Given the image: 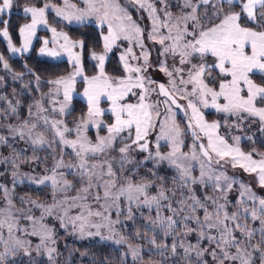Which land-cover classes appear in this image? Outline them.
Segmentation results:
<instances>
[{"label": "snow or ice", "instance_id": "6c2138e0", "mask_svg": "<svg viewBox=\"0 0 264 264\" xmlns=\"http://www.w3.org/2000/svg\"><path fill=\"white\" fill-rule=\"evenodd\" d=\"M131 2L137 5L139 9L148 13V18L152 25L151 31L148 32V39L162 46L160 55L165 57L171 55L174 60L176 58L179 60L180 66H174L172 70H169L164 62L161 63L160 67V71L169 77V84L172 90H169L164 84L158 85V94L165 97L164 103L166 104L167 117L159 123L160 135L157 139L167 140L171 151L167 154H161L157 151L155 158L157 161H168L170 165L178 170L179 178L182 182L181 186L189 189V196L177 202L179 207H173L169 203L167 207L172 215L162 217L160 214L161 201L169 199L163 190L159 191L157 195L149 196L147 193L149 185L127 183L126 187L122 186L114 193L113 189L116 188L117 174L113 170L112 163L109 161H97L90 167L88 166L89 153L95 156L106 152L113 146L117 137L126 130L130 133L134 129L135 138L131 140V144L125 143L119 149L122 156L121 168H123V161L127 160L126 154L130 151L133 144L137 145L140 150L147 151L148 142L146 138L150 130L157 126L154 117H159L161 113L158 103L154 104L148 101L149 93L155 90L147 88L145 85L146 83H155V81H151L143 75V72L151 66L148 63L149 53L145 49L142 39L143 30L132 19L129 12L121 7L117 3V0H86L87 8L83 11L74 10L75 5H71L68 3V0H64L65 7L52 6L56 15L64 20L83 22L87 17L95 15L98 26L108 25L107 35L102 36L104 42L103 54H97L95 51L91 53V58L98 62L99 73L91 78L84 76V83L86 85L84 96L87 98L88 111L87 117L76 126L77 139H65V132L70 130L67 127L63 128V130L58 127L62 121L53 120L51 122V126L56 130V135L60 137L61 142L70 145L76 152L77 157L80 158V167L84 170L82 174L88 177L87 186L80 189L78 195L72 199L86 200L87 195L81 196L79 192L90 194V189L93 186L97 189L103 187L105 201L111 200L112 204L116 205L119 215L120 205L118 202L122 196H126L129 204L136 203L137 205L141 203L140 197H144L142 201L143 205L150 209L155 205L157 208V216L152 220V224L160 227L165 237L173 235V243L171 245L172 255L177 254L175 235L181 234L177 231L179 227L183 230L182 234L185 237L195 231L198 234L199 240L207 239L210 244L215 243L216 248L219 249V253L211 250L210 254L214 260L218 261V264H225V261H229L231 264H253V251L260 252L261 264H264V199H259V207L257 208L254 205L251 210L244 206L243 200H240L237 203V211L229 213L226 208V198L225 203H219L208 196L200 199L195 195L191 187V185L195 184L207 186V182L215 180L214 188L216 190L221 192L230 190L231 183H228L227 189L221 184L222 180L228 181L229 178L227 176L223 173L219 175L213 174L211 167L213 155L220 160L225 159V157H231L233 167L239 164L246 171L255 172L259 169L260 184L264 186V160H253L250 154L241 152L238 147H230L221 137L215 135L218 124L207 123L198 107V105H202L205 108L211 107L217 112L235 116L248 113L251 116L259 117L262 124L261 130L264 131V107L257 106L258 100L264 101V80L258 84L253 79L258 73L264 75V0H183L180 12L175 15L169 10L168 0H159L160 4L163 5L162 8H158L152 0H131ZM13 4L14 0H0V14L9 11L13 7ZM47 8H49L47 3L44 7H24V13L31 16V23L23 25L19 30L23 38L21 48L13 46L7 28L8 22L0 21L5 25L4 29L0 31V36L8 41V47L12 52H26L28 50L31 40L36 34L37 26L39 24L47 26L45 18ZM160 12H163V17L159 15ZM243 17H246L254 27L242 24L241 20ZM161 29H166L167 35L161 34ZM49 30L54 36L53 43H55L56 37H61L64 40V44L61 47L68 53L70 61H74L75 71L72 75L50 81V84L55 86L56 95H59L61 89H63L64 102L61 103L59 109L63 114L72 98L71 93L75 84V78L83 76L80 54L73 52L72 49L78 46L84 47V45L83 41H71L63 32L57 33L55 28H50ZM121 38L129 41L130 44L134 40L135 45L141 49V55L136 56L133 53L132 47H128L126 52L120 56V60L125 72L129 73V75L127 78L113 80L105 73V59L107 53L116 44V41ZM44 45L45 47L40 49L41 54L50 56L59 54L55 49L49 51L47 40L44 41ZM129 57L132 60H140L142 58L144 63L142 66H133L129 62ZM209 57L213 58L211 62L208 60ZM0 60H3L2 56H0ZM185 65L189 67L185 68ZM4 66L5 68L8 67L6 63ZM217 70L218 74H216ZM131 73H135L136 75L133 77ZM185 73L187 74L186 79ZM177 77H179V83H177ZM37 81H39V77H37ZM210 81H218V88L210 86ZM189 85H191L190 91L187 90ZM137 88L140 89L139 93L133 91V89ZM245 91L246 95L244 94ZM130 93L138 96L137 103H121ZM101 97H106L111 102L110 111L115 121L107 126L108 135L98 137L97 143L92 144L82 134V131L86 130L89 124L100 127L101 121L98 118L104 114L103 109L99 107ZM177 97L187 100V108L184 109L186 114L188 109L191 110L192 115L189 118L188 127L192 130L194 140L200 138L195 131L196 128H199L200 132L204 133L207 137V145L205 146L203 143L199 145V155L197 154L195 143L193 144L190 156L188 153L181 151L183 144L181 139L182 132L179 125L175 122L172 110L173 105L177 109L182 107L177 102ZM221 99L223 103L219 102ZM37 107H40L39 104ZM11 110L12 112L16 111L14 107ZM41 111H43L42 108ZM45 123H48L46 118ZM23 128H28L29 139L33 145H43L46 143L43 134H38L35 138L32 137V129L36 128L35 123L29 127L28 122L25 121L19 132L21 138L25 134ZM9 131H14V129L9 126ZM3 139V137H0V141ZM236 139L238 140L239 138L237 137ZM141 141L144 142L141 143ZM201 157L204 159H201ZM205 160L207 164H205ZM190 161L200 162L201 170L199 178L192 175ZM12 166L13 168L17 167L15 162H13ZM60 166L58 162L56 167ZM205 168L208 169L207 172ZM96 169H99V171H96ZM16 175L17 173L13 172L14 182ZM47 179H52L54 187L58 184L55 177H45L38 182L44 183ZM94 180H102L103 184L96 183L94 185ZM64 185V191H67L71 187L68 181H64ZM246 192L250 194V190L245 188L241 192V197ZM95 199L99 201V195ZM210 199L212 200L214 211L209 210L207 201ZM251 199L255 201L257 198L253 195ZM5 200L7 201V206L5 209H0V213L14 207L11 199H9L7 189H5ZM37 206L42 207L40 205ZM240 209L244 213L250 214L253 221H260L261 244L245 245L242 240L234 235L236 231H239L242 236H247L251 240L255 231L249 228L247 224L241 225L239 223L241 218ZM107 210L105 209V211ZM198 210L203 211L202 220L198 215ZM45 211L51 215L52 207L46 208ZM131 211V207H129V218H131ZM88 215L101 216V213L89 211ZM177 216L180 217L179 220L175 219ZM25 218L30 221L34 220V217L31 215ZM17 219L11 212H8V215L4 219H0V230L6 228L11 240V243H9V241H3V238L0 237V241L5 245L4 252L0 253V264H6V258L9 255L14 256L16 250L19 248L24 249L25 255L30 254L28 248L25 247V242L13 236L14 231L22 230L19 224L14 222ZM41 219H43V216H41ZM245 219H247V216H245ZM77 220L84 221L85 217L80 215L73 218L74 227ZM189 221L195 223L198 227L192 228L188 223ZM233 225L235 226L233 227ZM61 226H64L62 218ZM41 228L43 229L42 232L34 230L29 234L40 235L42 245L45 240H51V230L47 229L43 224ZM83 228L84 224L81 223L80 230L82 233ZM205 229L208 231L206 232ZM213 230L219 234V240H217L215 235L210 234ZM23 231H26V229H23ZM95 234L100 235L99 232ZM123 239L121 237L116 243L120 244ZM151 244L161 249L168 247L164 243L158 244L155 238L151 240ZM41 245L36 246L37 251H39ZM179 247L183 248L186 255L195 251L197 258L202 257L204 252L207 251L200 248L199 244L185 247L181 242ZM249 247L253 251H249ZM231 248H235V253L229 251ZM47 251L49 259H52L51 254L56 250L49 248ZM131 254L133 259H136L140 255L138 249L131 250ZM161 255H163V252Z\"/></svg>", "mask_w": 264, "mask_h": 264}, {"label": "rangeland", "instance_id": "374dc122", "mask_svg": "<svg viewBox=\"0 0 264 264\" xmlns=\"http://www.w3.org/2000/svg\"><path fill=\"white\" fill-rule=\"evenodd\" d=\"M152 2L158 7L162 8L163 5L160 4L159 0H152ZM183 0H168L169 10L173 12V14H178L181 10ZM49 5V8L46 9L45 18L47 20V26L44 24H39L36 29V34L31 40V44L26 52H12L8 47V41L5 40L2 36L0 39L2 40L4 47L6 49V56L17 58L20 63L22 62V57L27 56L33 46L36 48V55L43 60L48 61H60L64 60L69 65V70L67 74L61 77H57L56 79L66 78L72 75L75 71L74 69V61H70L69 55L67 52L63 50L61 45L64 44V40L61 37L55 38L53 33L49 30L50 28H55L57 33L63 32L66 34L69 39L73 42L82 41V39H72L68 34V27H80L83 25H93L96 29L99 37L101 39V47L100 51H95L97 54H103V35H107L108 25L104 24L103 26H98L97 19L95 15H91L87 17L83 22H77L73 20L69 22L64 20L63 18L56 15L52 6L56 7H65L64 0H14L13 7L3 13L0 14V21H7V28L9 31V37L12 41V44L16 48H21L22 46V37L20 35V28L27 24L31 23V16L26 15L23 11L26 6H36V7H44L45 4ZM68 3L71 5H75L74 10H86L87 3L86 0H68ZM117 3L120 4L121 7L125 8L129 14L132 16V19L141 27L143 30V42L145 45V49L149 53V61L148 63L151 65L147 68L143 75L146 76L149 80L155 81V83L148 84L146 83V87L150 89H154L148 95V101L151 103H158L159 111L161 115L159 117H154V120L157 123V126L150 130V133L146 139L148 142V148H150V152L143 153L137 149V145H132L130 151L126 154L127 160L123 161V168H121L122 156L119 152L120 147H123L124 144H131V140L135 138L134 129L129 133L128 130L121 133L119 137H117L113 146L109 148L106 152L97 154L93 156L92 154H88V166L90 167L93 163L97 161H109L113 165V170L117 174V184L116 188L113 189L115 193L122 186L127 185V183H132L133 185L145 184L149 185L147 188V193L149 196L157 195L159 191L163 190L166 195L169 197L168 200L161 201L160 214L162 217L171 216L172 213L168 210L167 205L171 203L173 207H179L178 201L182 198H186L189 196V189L181 186V181L179 178L178 170L169 164L168 161H157L156 160V152L159 151L161 154H167L171 151L169 143L165 139H157L160 135L159 123L166 119V105L164 101H159L158 95L156 94V88L158 84H164L169 90H172L171 85L169 84V77L162 71H160L161 63L164 62L165 66L172 70L174 66L179 67V60L176 58L175 60L171 55L167 57L160 55L162 51V46L159 43H154L153 41L148 39V32L151 31L152 25L151 21L148 18V13L142 9H139L137 5L133 4L131 0H117ZM174 7V9H172ZM19 15V16H17ZM159 15L163 17V12H160ZM23 18V22L19 25L17 30V42L14 40L13 35L11 33L9 27L10 18ZM241 23L246 26H253L250 21L247 20L246 17H243ZM4 23L0 22V31L4 29ZM161 34L167 35L166 29H161ZM48 41L47 48L49 51L55 49L59 54L56 56H50L47 54H41L40 49L45 47L44 41ZM170 43V42H166ZM128 47H132L133 53L136 56L141 55V49L135 45V41L133 40L130 44L129 41L124 40L123 38L116 41V44L113 46L112 50L107 53L105 59V65L109 61L111 55H115L118 61V66L121 68V71L118 72L117 75L114 70L106 71V75H108L113 80L120 78H127L129 73L125 72L124 66L120 60V56L124 54ZM73 52L79 53L81 57V68L83 70V76H77L75 78V84L73 85V91L71 93V100L68 103V106L65 108L64 113L62 114L59 109L61 103L64 102L63 97V89H61L59 95L55 93V86L50 84V81L56 80H39L37 78L34 79H26L24 78L27 72H17L14 71L13 68L7 63V59L0 60V137L4 139L0 141V148H6L7 146L10 149V144L14 145L16 150H21V152L27 155V163H32L33 161H41L44 169L46 166L48 170H43L41 173L43 175L39 176L40 180L45 177H55L58 181V184L54 187L52 179H47L44 183H40L41 185H48L49 190H44V194L47 198L46 201H36L34 199H26L24 197L19 196L21 203L23 204V209H14L10 208L8 211L0 213V219H4L8 212H11L12 215L16 218L14 222L19 224L21 231H14L13 236L25 242V247L29 250V255L24 254V249L19 248L16 260H26L28 258L34 260H40L47 264H55L56 260L59 259V256L63 254L65 248H67V244L69 243H84L90 241H101L104 243H108L117 248L123 249V254L130 258L132 261L141 260V253L144 251H149V249L142 248L140 239L147 238L148 233L157 235L159 231V227L152 224V220H154L157 216V208L155 205L151 207V209L145 205H143L142 201L144 197H140L141 203L137 205L136 203L129 204L126 196H122L120 201L118 202L120 205L119 215L118 209L115 204H112L111 200L105 201L104 199V188L100 187L97 189L93 186L90 189V194H85L83 192H79V195L85 196L87 195L86 200H73V197L78 195V191L83 187L87 186L88 177L84 173V170L80 167V158L77 157L76 152L70 145L63 144L60 140V137L56 135V130L52 128L51 122L53 120L62 121V123L58 126L61 130L67 127L70 131L65 132V139L68 140H76L77 139V131L76 126L78 123H81L84 118L87 117L88 111V103L87 98L84 96V89L86 87L84 83V76L89 78L98 75L99 70L97 67L98 62L91 58V53L93 50H88L84 53L83 47H76L72 49ZM1 56V55H0ZM213 58L209 57L208 60L211 62ZM87 62V63H85ZM129 62L133 66H142L144 61L141 58L140 60H132L129 57ZM196 62V61H194ZM5 63L8 65L5 68ZM111 68H114L115 65L112 62ZM185 68L189 67L188 65L184 66ZM87 69V70H86ZM218 74V70L217 73ZM134 77L136 74L131 73ZM187 78V74L185 73V79ZM256 83H261L264 80V75L257 74L253 77ZM177 83H179V77L176 78ZM218 81H210V86H214L218 88ZM188 91L191 90V85L188 86ZM135 93H139L140 89H133ZM246 95V91L244 93ZM77 98L81 100L85 106L84 108V116L82 118H77L71 123H67L66 115L70 111V107L72 106V99ZM179 99V97H177ZM184 109L187 108V100L179 99ZM138 96L132 95L131 93L125 98V100L121 101V103H137ZM223 103L221 99L219 101ZM39 104L40 107H37ZM11 106V107H10ZM258 107H264V102L260 100L257 101ZM14 107L16 109L15 112H12L11 108ZM99 107L103 109L104 114L100 116L98 119L101 121L100 127L93 126L89 124L86 130L82 131V134L87 137V139L92 143H97L98 137H105L108 135L107 126L110 123H114L115 118L112 115L110 108L111 102L106 97H101ZM200 111L204 116V120L211 124L217 123L218 127L215 130V135L221 137L230 147H238L241 152L245 154H250L253 160L260 161L264 160V154L262 151L258 150L257 146L260 143L264 145V131L261 130L262 124L259 120V117H254L249 115L248 113H243L241 116L235 115H227L223 112H217L214 108L208 107L205 108L202 105H198ZM41 108L43 111H41ZM55 109V110H54ZM22 110V111H21ZM31 111V114H30ZM175 114V111H173ZM191 110L188 109L187 114L184 111V119L189 123V118L191 117ZM107 117V118H106ZM45 118L48 123H45ZM175 122L180 126L181 132L182 124H180L176 116H174ZM25 121L28 122L29 127L31 124L35 123L36 128L32 129V137L35 138L38 134H43L46 140V143L43 145H33L28 135V128H23V132L25 133L23 138H21L19 132L24 125ZM9 126L14 129V131H9ZM186 126V125H185ZM195 131L199 135V143H203L205 146L207 145V137L204 133L200 132L199 128H196ZM220 132H223L224 135H221ZM183 134V133H182ZM192 138L193 135L190 134ZM131 137V138H129ZM239 138L238 140L236 138ZM183 141L181 151L184 153H188L191 155L193 149V142L187 136H181ZM143 141H141L142 143ZM150 144V146H149ZM196 144V143H195ZM199 144V145H200ZM199 147V146H198ZM14 149V150H15ZM7 154L12 157L15 153H11L10 150H6ZM149 151V149H148ZM197 154L199 155V150L196 146ZM14 152V151H13ZM18 154V153H17ZM45 154H49L50 162L47 163L45 161ZM41 158V159H39ZM201 159H204L201 157ZM239 159V157H237ZM1 161V157H0ZM217 161H219L217 163ZM15 164L19 165L18 161H14ZM60 163V167H56L57 163ZM207 164V161H204ZM45 163V165H44ZM192 165V175L199 178L200 175V162L199 161H190ZM22 165L24 162L21 163ZM150 166L151 168H149ZM165 166L169 169H172L174 175L169 176L163 175L161 172H158L157 167ZM213 169L214 175H219L223 173L229 179L228 181H221V184L227 189L228 183H231L230 190L226 192H221L214 188L215 180L211 182H207V186L201 184L191 185L193 192L195 195L203 199L205 196L211 197L212 199L217 200L219 203H225V198L227 200V211L229 213L237 211V203L240 200H243L244 206L248 207L249 210L255 205L257 208L259 207V199H264V186L260 184L259 177V169L255 172L246 171L244 167H241L237 164L233 167V161L231 157H225V159L220 160L218 157L213 155V161L211 165ZM151 170V174H149V170ZM99 171V169H96ZM207 172L208 169L205 168ZM23 176H16L15 182L16 184L20 183H33L38 184L36 180V176L33 174L28 175L24 174L22 171L18 172ZM28 176L31 178H28ZM27 177V178H26ZM107 179V177H105ZM169 179V180H168ZM207 179V178H205ZM64 181H68L71 185L67 191H64ZM14 182V178L12 180ZM96 183L103 184L102 180H94L93 184ZM243 186V187H242ZM249 189L250 194L248 192L245 193L243 197H241V192ZM5 189L8 190L9 199L13 197V192L11 191V187L3 186L2 191V200L0 201V209L4 208L5 200ZM99 195L100 200L97 201L95 197ZM255 196L257 199L253 201L251 196ZM23 201V202H22ZM34 202V203H33ZM207 204L209 205V210L214 211V207L212 205V200H208ZM40 205L42 207H38ZM54 206V207H53ZM52 207V214L49 215L45 209ZM131 207V218H129L128 209ZM105 209H108L105 211ZM91 212H100L101 216H89L88 213ZM31 215L34 217L33 221L26 219L25 217ZM83 215L85 217L84 221H75V227L73 226V218ZM198 215L201 220L203 219V211L198 210ZM43 216V219H41ZM247 216V219H245ZM107 217V219H105ZM132 217L140 219L142 217L144 219L143 227L148 228L150 232L142 234L140 229L134 230L132 232V236L134 237V242L130 241V230L132 228ZM240 220L239 223L241 225L247 224L249 228L254 229V234L249 240L247 236H242L239 231H236L234 235L238 237L240 240L244 242L245 245H259L261 244V233L259 229L261 228V224L259 220L253 221L250 217V214H246L240 209ZM61 218L63 219L64 226H61ZM22 219V222L19 223V220ZM175 219L179 220L180 217H175ZM81 223L84 224L83 233L80 230ZM192 228H197L198 226L191 221L188 222ZM46 226L47 229L51 230V240H45L44 244L41 245L40 235H30L29 233L34 230L37 232H42L43 229L41 225ZM99 225V227H97ZM132 225V226H131ZM235 225H233L234 227ZM26 229V231H23ZM178 232H180V236H183V239H188L189 244H184L186 247L189 245L199 244V247L202 249H208V251L204 255H206L207 264H218V261L214 260L212 255L210 254L211 250L217 251L219 253V249L216 248L215 243H209L207 239L199 240L197 232H192L186 237L182 234L183 230L181 228H177ZM207 232L208 230L205 229ZM99 232L100 235H96L95 233ZM163 232V231H162ZM91 233V235H89ZM6 235L7 240L11 243L9 238L7 229L0 230L1 235ZM141 234V236H140ZM211 235H215L217 240H219V234L214 230L210 233ZM123 237V241L120 244H117L116 241L120 240ZM4 238V237H3ZM150 238V236L148 237ZM254 239V240H253ZM208 244H205L206 241ZM54 241V242H53ZM37 245H41L39 251H37ZM54 248L56 251L53 252L52 259H49V254L47 249ZM150 248V247H149ZM139 250L140 255L133 259L131 250ZM249 251H253L251 247L248 248ZM232 253H235V248L229 249ZM195 252V251H193ZM141 257V258H140ZM253 264H261L260 260V252L253 251L252 256ZM143 263H147L144 259L141 260ZM225 264H231L229 261H225Z\"/></svg>", "mask_w": 264, "mask_h": 264}, {"label": "trees", "instance_id": "16d2710c", "mask_svg": "<svg viewBox=\"0 0 264 264\" xmlns=\"http://www.w3.org/2000/svg\"><path fill=\"white\" fill-rule=\"evenodd\" d=\"M174 9V7H172ZM19 16V15H17ZM23 22V18L17 17V18H10L9 20V27L11 30V33L13 35L14 40L17 42V30L19 25ZM68 34L72 39H82L83 41V50L84 53L87 52L88 50H93V51H100L102 49L101 45V39L99 37V34L97 33L96 29L94 28L93 25H83L80 27H68ZM6 49L4 47V44L2 40L0 39V55L4 57V59H7V63L13 68L14 71L17 72H27L24 76L26 79H34L39 77V80H52L56 79L57 77L64 76L67 74L69 70V65L66 61L60 60V61H48V60H43L40 59L36 55V48L33 46L31 49L30 53L27 56L22 57V62L17 58H9L6 56ZM114 63L115 67L111 68V63ZM197 62V61H196ZM87 63V62H85ZM118 61L116 59L115 55H111L109 58V61L106 63L105 70L109 72V70H114V72L119 75L118 72L121 71V68L118 66ZM87 70V69H86ZM118 71V72H117ZM156 94L158 95L157 97L159 98V101L162 102L165 101V98H162L159 96L156 88ZM177 101L182 105L183 109L184 106L182 102L177 98ZM264 102V101H261ZM166 105V104H165ZM84 104L81 100L77 98L72 99V106L70 107L69 113L66 115L67 118V123H71L77 118H82L81 116H84ZM172 110L175 111L174 116H176L180 124H182L184 127L181 126L182 130V135L184 137L187 136L189 139H191L193 142V138L189 136V132L182 121L183 119L179 116V112L176 108L172 107ZM22 111V110H21ZM107 118V117H106ZM180 127V126H179ZM221 135H224L223 132H220ZM199 142V141H198ZM127 143V142H126ZM150 143V140H149ZM199 150V143L198 145L195 144ZM150 146V144H149ZM14 145L10 144V149L7 146L6 148H0V201L2 200V191L1 189L3 186H8L11 187V191L13 192V197H11V201L14 205L12 209L16 207V209H23V204L21 203L19 196L24 197L26 199H34L36 201H46L47 198L44 194V190H49L50 188L48 185H41L38 181L40 179L38 178L39 176H42V171L48 170V167L44 169L42 165V160L40 161H33L32 163H27V155L21 150H16L14 148ZM258 150L262 151L264 154V145H261L260 143L257 146ZM15 149V150H14ZM149 151L147 150L146 152H150V148H148ZM6 150H10V152L15 155L10 157L9 154H7ZM14 151V152H13ZM146 152H143L147 154ZM18 153V154H17ZM45 161L47 163L50 162L49 154H45ZM203 158V157H202ZM41 159V158H39ZM18 161L19 165H17L16 168H13V162ZM24 162L22 165L21 163ZM151 168L150 166H148ZM158 168V172H161L163 175H166L168 178L169 176L174 175V172L172 169H169L168 167L161 166ZM149 170V174H151V170ZM22 171L24 174H33L36 176V180L40 187L37 186V184L33 183H20L16 184V182H12L13 180V172L17 173L18 176H23L20 175L18 172ZM27 178V177H26ZM28 178H30L28 176ZM169 180V179H168ZM4 208L7 206V201L6 203L4 202ZM22 222V219L19 220V223ZM132 228L130 230V241L134 242V237L132 236V232L134 230L140 229V232L142 234L148 233V228L143 227V222L144 219L140 217H132ZM178 230V229H177ZM160 233H157V235L149 234L148 237L150 238H142L140 239V244L142 248L144 249H149V251H142L143 254L141 253L142 259H144L147 263L146 264H207L206 260V255H203L200 258H197L196 252H191L190 254L186 255L183 248H180L179 245L182 242L183 244H189L188 239H183V236L180 235H175V242L177 244V254L172 255L171 252V245L173 243V235H169L165 237L163 230L159 227ZM3 238V241H8L6 235H1ZM141 236V234H140ZM155 238L157 240V243H164L168 245L167 248L161 249L155 247L153 244H151V240ZM254 240V239H253ZM206 241V240H205ZM137 244V242H134ZM205 244H208V241H206ZM185 246V245H184ZM150 247V248H149ZM186 247V246H185ZM5 250V245L2 241H0V253H3ZM208 251V249H207ZM205 251V253L207 252ZM163 252V255L161 253ZM18 254V249L16 250V254L9 255L6 258V264H47L44 263L43 261L40 260H34V259H26V260H16L15 257H17ZM140 257V258H141ZM141 259V260H142ZM141 260L138 261H132L130 260L129 257L123 254V249L117 248L115 246H112L108 243H104L101 241H90V242H84V243H69L67 244V248L64 249L63 254L61 257L59 256V259L56 260L55 264H145L141 262Z\"/></svg>", "mask_w": 264, "mask_h": 264}, {"label": "water", "instance_id": "95a60500", "mask_svg": "<svg viewBox=\"0 0 264 264\" xmlns=\"http://www.w3.org/2000/svg\"><path fill=\"white\" fill-rule=\"evenodd\" d=\"M159 85V84H158ZM158 85H157V92L159 93V87H158ZM160 96V95H159ZM160 97H162V98H165V97H163V96H160ZM178 102V101H177ZM179 103V102H178ZM180 104V103H179ZM181 105V104H180ZM182 106V105H181ZM172 107H174V108H176L174 105L172 106ZM177 109V108H176ZM178 111H179V116L180 117H183L184 116V109H183V107H181V108H179V109H177ZM186 124V127H187V130H188V132H191V129H189V127H188V122H186L185 123ZM192 134V133H191ZM144 142V141H143ZM142 142V143H143ZM147 142H148V139H147ZM137 149L138 150H140V148L139 147H137ZM140 151H142V150H140ZM143 152H145V151H143Z\"/></svg>", "mask_w": 264, "mask_h": 264}, {"label": "flooded vegetation", "instance_id": "af4514ba", "mask_svg": "<svg viewBox=\"0 0 264 264\" xmlns=\"http://www.w3.org/2000/svg\"><path fill=\"white\" fill-rule=\"evenodd\" d=\"M179 112V111H178ZM183 120V122H184V124H185V122H186V120L184 119V116L183 117H181ZM186 125V124H185ZM190 134L192 133V130H191V132H189ZM189 134V136L191 137V135ZM192 138V137H191ZM193 140H194V138H193ZM195 141V143L198 145V140H194Z\"/></svg>", "mask_w": 264, "mask_h": 264}]
</instances>
